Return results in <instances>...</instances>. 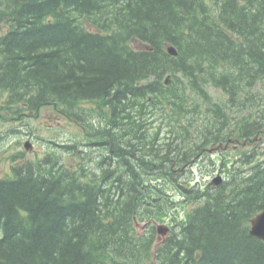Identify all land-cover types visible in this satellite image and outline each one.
I'll use <instances>...</instances> for the list:
<instances>
[{
    "label": "trees",
    "instance_id": "trees-1",
    "mask_svg": "<svg viewBox=\"0 0 264 264\" xmlns=\"http://www.w3.org/2000/svg\"><path fill=\"white\" fill-rule=\"evenodd\" d=\"M11 1L2 146L72 125L0 161V264H264V0Z\"/></svg>",
    "mask_w": 264,
    "mask_h": 264
},
{
    "label": "rangeland",
    "instance_id": "rangeland-1",
    "mask_svg": "<svg viewBox=\"0 0 264 264\" xmlns=\"http://www.w3.org/2000/svg\"><path fill=\"white\" fill-rule=\"evenodd\" d=\"M1 100L2 99H0V102H1ZM55 114L56 113L54 111H52L51 109H42L39 111L37 116H32L31 125H35V124H39V123L41 124L39 126H31L30 127V131H33V134L36 137H38V138H35V141L33 140L32 149L29 151V150H25L23 148L24 138L20 139L19 144H16V145H14V140H11V142H13L12 143L13 146L11 148L9 146L6 147V150H7L6 153H3V154L0 153V161L2 160L3 157H6L7 155H12V154L17 155L15 157H18V158L24 159V160L43 157V155L45 154L44 151L47 149V146L44 145L43 143L39 142L40 138H43V139L49 138L50 135L53 133L54 128H56V127L57 128L58 127H65L64 130L67 131L68 125L64 124V123H69V129H70V126L72 125L69 121L65 122V120H66L65 118H60L59 115H55ZM35 121H38V123H34ZM10 124H15L13 126L14 129H19L20 128L19 125L21 123L10 122ZM6 126L11 127L12 125H6ZM5 170H6V168L4 167L3 163L0 162V175H2ZM218 174L220 175V173L218 171L214 172L215 176ZM210 180H211V178H210Z\"/></svg>",
    "mask_w": 264,
    "mask_h": 264
},
{
    "label": "flooded vegetation",
    "instance_id": "flooded-vegetation-1",
    "mask_svg": "<svg viewBox=\"0 0 264 264\" xmlns=\"http://www.w3.org/2000/svg\"><path fill=\"white\" fill-rule=\"evenodd\" d=\"M19 8L11 0H0V39L10 30V23L13 19L18 17Z\"/></svg>",
    "mask_w": 264,
    "mask_h": 264
},
{
    "label": "water",
    "instance_id": "water-1",
    "mask_svg": "<svg viewBox=\"0 0 264 264\" xmlns=\"http://www.w3.org/2000/svg\"><path fill=\"white\" fill-rule=\"evenodd\" d=\"M170 54H175V51L172 48L168 49ZM166 83H169V77L166 78ZM29 143L25 144V147L28 148ZM218 182V181H217ZM158 232L161 234H166L167 230L163 226L157 227ZM250 235L264 241V212L255 216L250 222Z\"/></svg>",
    "mask_w": 264,
    "mask_h": 264
},
{
    "label": "bare ground",
    "instance_id": "bare-ground-1",
    "mask_svg": "<svg viewBox=\"0 0 264 264\" xmlns=\"http://www.w3.org/2000/svg\"><path fill=\"white\" fill-rule=\"evenodd\" d=\"M19 91V90H18ZM25 95V94H24ZM27 95V94H26ZM26 98V97H25ZM18 103H19V101H18ZM21 103V102H20ZM18 104H16V106H17ZM19 106V105H18ZM22 106V105H21ZM24 108V107H23ZM98 151V150H97ZM152 222V221H151ZM151 224V223H150ZM149 227V226H148ZM148 230V229H147ZM146 232V231H145Z\"/></svg>",
    "mask_w": 264,
    "mask_h": 264
}]
</instances>
